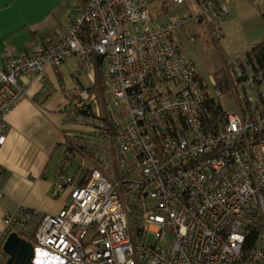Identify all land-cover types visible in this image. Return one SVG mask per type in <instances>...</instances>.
Instances as JSON below:
<instances>
[{"label": "built area", "instance_id": "built-area-1", "mask_svg": "<svg viewBox=\"0 0 264 264\" xmlns=\"http://www.w3.org/2000/svg\"><path fill=\"white\" fill-rule=\"evenodd\" d=\"M150 1L81 0L63 37L5 51L0 148L28 94L23 80L47 93L45 68L75 59L74 78L89 85L63 120L75 131L51 194L67 202L57 215L23 205L5 214L0 264L11 233L62 264H264V75L253 57L220 53L223 91L214 73L199 78L176 40L191 24L220 49L234 0H170L187 13L164 22ZM250 1L264 18V0ZM208 101L223 111L213 130L203 126Z\"/></svg>", "mask_w": 264, "mask_h": 264}, {"label": "crops", "instance_id": "crops-1", "mask_svg": "<svg viewBox=\"0 0 264 264\" xmlns=\"http://www.w3.org/2000/svg\"><path fill=\"white\" fill-rule=\"evenodd\" d=\"M80 5L81 0H30L27 7L21 8L17 6V0H7L2 9L6 23L0 29V67L8 49L26 51L39 44L44 36L63 37ZM69 61L73 62L69 74L73 83L70 90H75L72 91L75 94L83 84L73 76L77 60ZM62 66L52 69L66 96L70 90L63 89ZM44 78L48 94L42 91V85L36 79L23 80L25 85H30L28 94L16 102L7 117L6 140L0 148V230L5 214L18 206L23 205L40 214L57 215L67 202L66 195L53 197L51 188L62 157V144L75 127L63 121L59 124L53 118L56 109L51 106L56 102L49 104L47 97L55 89L46 74ZM41 253L46 255L35 258V254L33 264H62L56 255L45 250Z\"/></svg>", "mask_w": 264, "mask_h": 264}, {"label": "rangeland", "instance_id": "rangeland-1", "mask_svg": "<svg viewBox=\"0 0 264 264\" xmlns=\"http://www.w3.org/2000/svg\"><path fill=\"white\" fill-rule=\"evenodd\" d=\"M159 2L157 0L150 1V14L152 19L155 18L154 13L160 7ZM227 8L228 16L223 18L221 22L223 36L220 40V49L216 47V44L213 45L211 42V45L206 47L203 43L205 33L202 27L195 28L189 24L182 29L181 25L176 34V40L180 44L183 53L194 63L199 78L205 81H208L209 74L215 73L221 68L220 53H223L229 58H238L245 55L255 44L264 39V18L252 1L234 0ZM186 13L187 11L184 6L173 5V8L167 14L160 17L158 22H164L167 16H169L167 18L179 20L182 14ZM193 35H197V39L191 42L190 37ZM72 63V61H67L61 68L64 77V90H70L73 87V83L69 78V74L72 72ZM44 74L50 79L49 82L55 89V92H51L47 97L48 100L50 99L48 101L49 104L56 102L55 105L51 106L56 109V117L54 115L52 117L61 124L65 115L72 110L71 101L67 96L63 95L51 66L45 68ZM222 77L225 79L223 73ZM81 82L83 84V86L81 84L79 85L81 88H88L89 82L83 79ZM45 94H48V92ZM218 103L228 113L233 111L229 108V102L226 100H220ZM41 250H35V258L40 256Z\"/></svg>", "mask_w": 264, "mask_h": 264}, {"label": "trees", "instance_id": "trees-1", "mask_svg": "<svg viewBox=\"0 0 264 264\" xmlns=\"http://www.w3.org/2000/svg\"><path fill=\"white\" fill-rule=\"evenodd\" d=\"M159 3H160L159 9L154 13L155 18L162 17L163 15L167 14L173 8V4L171 3L170 0H160ZM44 37H48V35L44 36ZM203 43L206 45V47H209L211 45V43L208 40L207 34H205V36L203 38ZM245 55L251 56L255 59L256 63L258 64L260 70L262 71V73L264 75V39L262 41H260L259 43L255 44L250 49V51H248ZM60 67H58V68H60ZM58 68H54V69H58ZM213 76L215 77L218 84L221 86L222 90L223 91L227 90V82L222 77V72H220V70H218L217 72L214 73ZM97 78H99V77H97ZM92 89L99 96L103 92L102 88H101V91L99 90L100 89L99 88V82H97V81L95 82V85L92 87ZM72 91H75V90H70L69 92H66V96L69 98L70 101H72L75 98V94H76V93L72 94ZM205 106H206V113H204L203 117H202L203 118V126L206 130L216 129L218 127L219 121L221 120V117L223 115V111L221 110V107L219 105H215L211 101L210 102L208 101L205 104ZM3 259H4L3 260V262H4L6 260V256H3Z\"/></svg>", "mask_w": 264, "mask_h": 264}, {"label": "water", "instance_id": "water-1", "mask_svg": "<svg viewBox=\"0 0 264 264\" xmlns=\"http://www.w3.org/2000/svg\"><path fill=\"white\" fill-rule=\"evenodd\" d=\"M2 251L6 256L4 264H33L35 249L30 242L15 233L9 234Z\"/></svg>", "mask_w": 264, "mask_h": 264}, {"label": "snow or ice", "instance_id": "snow-or-ice-1", "mask_svg": "<svg viewBox=\"0 0 264 264\" xmlns=\"http://www.w3.org/2000/svg\"><path fill=\"white\" fill-rule=\"evenodd\" d=\"M7 2V0H0V29H2L6 23V14L3 12V6ZM30 4V0H17L18 7H27ZM41 255H46L45 253H41Z\"/></svg>", "mask_w": 264, "mask_h": 264}]
</instances>
